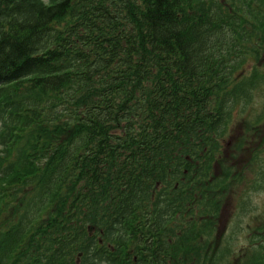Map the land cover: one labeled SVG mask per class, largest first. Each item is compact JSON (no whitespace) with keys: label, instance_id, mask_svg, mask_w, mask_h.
Instances as JSON below:
<instances>
[{"label":"trees","instance_id":"trees-1","mask_svg":"<svg viewBox=\"0 0 264 264\" xmlns=\"http://www.w3.org/2000/svg\"><path fill=\"white\" fill-rule=\"evenodd\" d=\"M261 28L264 0H0V264H227L211 163Z\"/></svg>","mask_w":264,"mask_h":264},{"label":"rangeland","instance_id":"rangeland-1","mask_svg":"<svg viewBox=\"0 0 264 264\" xmlns=\"http://www.w3.org/2000/svg\"><path fill=\"white\" fill-rule=\"evenodd\" d=\"M260 32L264 36L263 28ZM256 42L250 47L257 54L246 50L245 60L232 76L240 93L225 98L227 126L217 138L211 163V175L219 186L216 191L212 186L210 192L219 210L214 229L204 238L216 242L227 264H249L251 258L264 264V236L254 235L257 228L264 229V40L257 36ZM5 181L1 177L0 186ZM12 205L1 206L0 224L11 221Z\"/></svg>","mask_w":264,"mask_h":264},{"label":"flooded vegetation","instance_id":"flooded-vegetation-1","mask_svg":"<svg viewBox=\"0 0 264 264\" xmlns=\"http://www.w3.org/2000/svg\"><path fill=\"white\" fill-rule=\"evenodd\" d=\"M256 237H257V235H255ZM260 238H262V237H260Z\"/></svg>","mask_w":264,"mask_h":264}]
</instances>
